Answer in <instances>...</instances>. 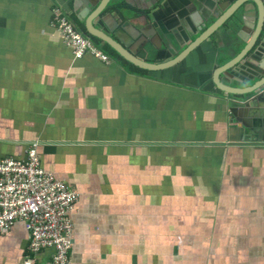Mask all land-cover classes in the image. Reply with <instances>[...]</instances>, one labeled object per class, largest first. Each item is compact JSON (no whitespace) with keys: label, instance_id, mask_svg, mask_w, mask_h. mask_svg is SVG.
<instances>
[{"label":"crops","instance_id":"crops-1","mask_svg":"<svg viewBox=\"0 0 264 264\" xmlns=\"http://www.w3.org/2000/svg\"><path fill=\"white\" fill-rule=\"evenodd\" d=\"M64 1L0 0V160L39 143L43 166L80 194L71 264H264V133L234 123L214 79L247 43L224 55L223 42L208 40L157 70L103 43L108 61L77 57L54 25ZM227 1H164L160 30L185 36L196 26L175 54ZM257 49L246 63L264 58V30ZM255 110L264 122V98ZM30 244L21 224L0 234V264H24Z\"/></svg>","mask_w":264,"mask_h":264},{"label":"water","instance_id":"water-1","mask_svg":"<svg viewBox=\"0 0 264 264\" xmlns=\"http://www.w3.org/2000/svg\"><path fill=\"white\" fill-rule=\"evenodd\" d=\"M73 1L74 8L72 10L76 12L80 20H85L88 36L101 39L128 61L150 70L168 67L174 61L184 58L190 48L193 51L208 40L215 39L218 43L223 42L221 53L224 55L236 53L247 43L234 59L220 67V69H224L218 70L214 79L219 88L230 98L229 108L234 123L254 136L263 137L264 122L258 121L259 114L255 110V106L258 101L264 98V58L250 63H246L244 60L252 53H258V37L261 36L264 30V24L261 29L264 22V0H229L225 5L223 3L218 4L219 10L216 8L210 16L205 15L203 18L205 23L200 24L194 33V35H200L189 43L188 47L179 55L170 61L160 63L148 62L138 55L136 49L141 47V49L148 51L149 44L141 39V33L144 35L143 29L137 28L133 23L130 24L129 28L126 27L127 17L123 8L128 0ZM236 1L237 3L241 2L237 8H235ZM65 2L58 3L63 6ZM84 5L85 9H83ZM222 11L223 13L218 19L209 25L210 20ZM97 18L101 20L103 27L96 25ZM111 22H117L118 24L113 27ZM260 29L261 32L259 33ZM135 30L139 31L140 34H137ZM109 33H113L118 40ZM144 36L147 37L146 34ZM256 36V42L252 45ZM244 52L246 53L243 54ZM238 65L241 66V70L234 73V69ZM227 72L234 79L232 82L226 79L228 82L225 85L222 82L226 80L223 79L222 75ZM235 85H240V87H235ZM259 126L260 130H258Z\"/></svg>","mask_w":264,"mask_h":264},{"label":"built area","instance_id":"built-area-1","mask_svg":"<svg viewBox=\"0 0 264 264\" xmlns=\"http://www.w3.org/2000/svg\"><path fill=\"white\" fill-rule=\"evenodd\" d=\"M54 25L77 57L92 53L108 61V55L66 13L59 10ZM38 147L39 143H32L24 159L0 160V234H10L19 224L26 228L31 246L25 264H38L37 257L48 250H54L49 264H71V213L78 195L43 166Z\"/></svg>","mask_w":264,"mask_h":264},{"label":"flooded vegetation","instance_id":"flooded-vegetation-1","mask_svg":"<svg viewBox=\"0 0 264 264\" xmlns=\"http://www.w3.org/2000/svg\"><path fill=\"white\" fill-rule=\"evenodd\" d=\"M164 1L165 0H128L126 2L127 4H125L123 8V10L125 11L123 12L125 13V16L127 17L126 27L129 28L130 24L133 23L137 28L143 29L144 35L145 34L147 35V37H145L141 33V36H142L141 39L147 41L149 44V50L148 51L146 50V53L148 54L147 55L148 58L145 59L142 57L144 60L148 62H150V60L153 61L154 63L166 62V61H170L172 58L179 55L180 53L175 54L176 49L174 48L173 45H175L176 41L179 39H183V38H186V40L190 39L191 33L196 29V26L191 27L192 31H190V33L186 34L185 36L179 31L177 33L173 31L164 33L162 30H160L157 20L162 19L164 22H166L165 17L163 16V12H162ZM71 2H72V6H71ZM222 3L225 5L224 2ZM235 3H237V1ZM240 4L241 2H238L235 8H237ZM57 6L61 8L59 9L60 11L65 12L70 18H73L72 17L73 14H71L72 9L74 8L73 1L69 0V1H66L63 6L62 5H57ZM193 8L196 11L195 3L192 4L189 9H193ZM189 9H187V11H189ZM59 10L55 12L57 13ZM74 18L73 20L76 22L77 26L81 29L82 25L78 24V22ZM192 19H194V17ZM96 20H97L96 25L98 27H103V24L100 22V19L97 18ZM139 22H141L142 24H138ZM172 22H173V19H171L170 24ZM117 24H118L117 22H111V26L113 27H115ZM81 31L84 34H86V32H84L82 29ZM135 31L137 34H140L139 31L137 30ZM172 32L173 34H171ZM109 34L113 36L115 39H117L113 33H109ZM101 43L104 44V42H101ZM154 70H157V69H154ZM74 191L78 195L77 202H79V199L81 196L76 190ZM74 213H75V210L71 213L72 222H73L72 216Z\"/></svg>","mask_w":264,"mask_h":264},{"label":"trees","instance_id":"trees-1","mask_svg":"<svg viewBox=\"0 0 264 264\" xmlns=\"http://www.w3.org/2000/svg\"><path fill=\"white\" fill-rule=\"evenodd\" d=\"M65 13V12H64ZM76 20V19H75ZM81 27V26H80ZM80 29V28H79ZM81 29L87 33V30H86V27L84 25V23L82 24V27ZM80 29V30H81ZM93 40L97 43V44H100L101 42H103L101 39L97 38V37H92ZM104 48L108 51H110V53H113V54H116L117 56L123 58L114 48H112L108 43H105L104 42ZM124 60H126L125 58H123ZM132 64V63H131ZM138 69H142V68H139Z\"/></svg>","mask_w":264,"mask_h":264},{"label":"rangeland","instance_id":"rangeland-1","mask_svg":"<svg viewBox=\"0 0 264 264\" xmlns=\"http://www.w3.org/2000/svg\"><path fill=\"white\" fill-rule=\"evenodd\" d=\"M75 19V18H74ZM70 46V45H69ZM72 47V46H71ZM73 48V47H72ZM30 246H31V244H30ZM29 250H30V247H29ZM24 264H25V262H24Z\"/></svg>","mask_w":264,"mask_h":264},{"label":"clouds","instance_id":"clouds-1","mask_svg":"<svg viewBox=\"0 0 264 264\" xmlns=\"http://www.w3.org/2000/svg\"><path fill=\"white\" fill-rule=\"evenodd\" d=\"M91 37V36H90ZM92 38V37H91Z\"/></svg>","mask_w":264,"mask_h":264}]
</instances>
